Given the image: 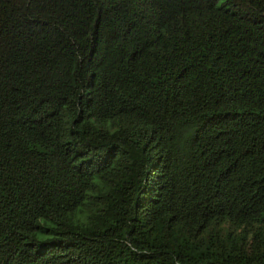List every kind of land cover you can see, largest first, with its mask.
Instances as JSON below:
<instances>
[{"label": "trees", "instance_id": "obj_1", "mask_svg": "<svg viewBox=\"0 0 264 264\" xmlns=\"http://www.w3.org/2000/svg\"><path fill=\"white\" fill-rule=\"evenodd\" d=\"M0 264H264V0H0Z\"/></svg>", "mask_w": 264, "mask_h": 264}]
</instances>
